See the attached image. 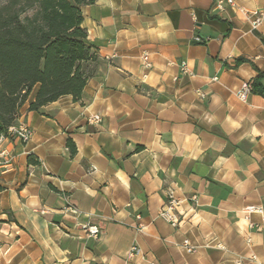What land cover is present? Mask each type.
<instances>
[{
    "label": "crops",
    "instance_id": "crops-1",
    "mask_svg": "<svg viewBox=\"0 0 264 264\" xmlns=\"http://www.w3.org/2000/svg\"><path fill=\"white\" fill-rule=\"evenodd\" d=\"M235 3L246 13L213 0L83 6L99 60L81 100L29 111L35 86L17 119L32 137L1 143L0 264H264V95L237 96L264 74V0ZM168 187L176 225L158 215Z\"/></svg>",
    "mask_w": 264,
    "mask_h": 264
},
{
    "label": "trees",
    "instance_id": "trees-1",
    "mask_svg": "<svg viewBox=\"0 0 264 264\" xmlns=\"http://www.w3.org/2000/svg\"><path fill=\"white\" fill-rule=\"evenodd\" d=\"M93 2L0 0V134L17 121L35 86L29 111L63 96L81 100L99 60L82 26V8ZM250 86L264 95V74L257 70ZM67 146L73 154L74 144L68 140Z\"/></svg>",
    "mask_w": 264,
    "mask_h": 264
},
{
    "label": "built area",
    "instance_id": "built-area-1",
    "mask_svg": "<svg viewBox=\"0 0 264 264\" xmlns=\"http://www.w3.org/2000/svg\"><path fill=\"white\" fill-rule=\"evenodd\" d=\"M225 5H229L230 7H237L235 0H213L212 11L222 12L225 9ZM237 8L240 9L243 13H246L244 9L239 7ZM254 22L256 25L258 22V18H256ZM193 39L197 42H204L206 40L199 36H194ZM141 61H142L141 65L144 69H149L151 67V62L146 54L142 56ZM182 69L183 71H185L186 69L185 64H182ZM250 91H251L250 83H243L240 89L237 91V96L241 100H244ZM94 118L96 119L97 116ZM32 135H33V129L25 121H18V120L14 124L10 125L5 132L1 133L0 134V165L9 164L11 160V155L9 151L1 147V143L4 140L14 138L22 142H26L32 137ZM164 195L166 198V202L165 205L158 212V215L160 217H163L172 225H176L178 219L174 212V209L178 203V200L174 197L173 190L170 187L164 190ZM242 212L244 213L245 216H248L249 214L254 212L263 214V209L259 205H248L242 209ZM136 218L139 219V215H136ZM139 226H140L139 228H141V225ZM85 231L87 232L88 235L96 237L99 233V228L96 225H89L86 227ZM182 246L187 251H192L194 249V246L188 240H183ZM135 250L136 248L132 247L130 255H132L135 252ZM248 259H251L252 261H256V257L253 254L249 255ZM242 262H243V258L241 257H238L234 260V264H242ZM53 264H68V263L55 262ZM150 264H154V263L151 262Z\"/></svg>",
    "mask_w": 264,
    "mask_h": 264
}]
</instances>
